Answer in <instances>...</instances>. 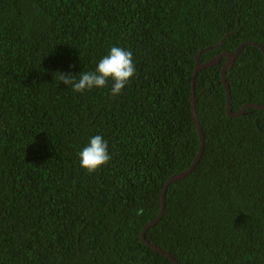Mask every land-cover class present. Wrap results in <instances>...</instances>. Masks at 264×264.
<instances>
[{
	"label": "trees",
	"instance_id": "1",
	"mask_svg": "<svg viewBox=\"0 0 264 264\" xmlns=\"http://www.w3.org/2000/svg\"><path fill=\"white\" fill-rule=\"evenodd\" d=\"M264 49V0H0V264H173L140 240L194 160L199 63ZM117 46L135 75L74 93ZM222 57L194 78L195 168L145 238L177 264H264V111L229 117ZM229 112L264 106V53L225 75ZM110 161L88 174L91 137Z\"/></svg>",
	"mask_w": 264,
	"mask_h": 264
},
{
	"label": "clouds",
	"instance_id": "2",
	"mask_svg": "<svg viewBox=\"0 0 264 264\" xmlns=\"http://www.w3.org/2000/svg\"><path fill=\"white\" fill-rule=\"evenodd\" d=\"M136 68L133 64L131 51L121 47L113 46L107 55L97 63L95 70L80 74L79 79L58 73L59 81L65 86H71L74 93H83L93 88H103L111 81V96L116 97L121 94L122 89L135 75ZM79 167L92 174L101 166L107 164L111 157L108 154V145L104 138L95 135L90 138L88 144L78 154Z\"/></svg>",
	"mask_w": 264,
	"mask_h": 264
},
{
	"label": "water",
	"instance_id": "3",
	"mask_svg": "<svg viewBox=\"0 0 264 264\" xmlns=\"http://www.w3.org/2000/svg\"><path fill=\"white\" fill-rule=\"evenodd\" d=\"M251 44L254 45V46H257L258 48H260L261 51L264 53V49L259 44L254 43V42H244V43L240 44L233 52L222 53L221 55H218V56L210 59L209 61H207L205 63H199V56H200V54L203 51H200L199 55L196 57V66H195V70H194V73H193V81H192L190 99H191V109H192V113H193V117H194V123H195V127H196V130H197V133H198V137H199L198 150H197V153H196V156H195L194 160L192 161V163L190 164V166L187 169H185L182 172H179L177 174H174V175L170 176L168 178V180L165 182V184L163 186L162 193H161V206H160V210H159L157 216L154 219L150 220L148 223H146L144 225V227L142 228V231L140 233V240H141V242L143 244H145L147 247H149L153 251H156L157 253L162 254L165 257L169 258L173 262V264H177L176 261L168 253L162 251L160 248L156 247L152 243H149L146 240L145 235H146V231L150 227H152L153 225H155L160 220V218L163 215L164 208H165V194H166L167 187L170 184H172V183H174V182H176L178 180L183 179L185 176H187L189 173H191V171L195 168V166L197 165V163H198V161H199V159H200V157L202 155L203 146H204V140H203V134H202V131H201V127H200L199 120H198V117H197V114H196V111H195V106H194V103H195V101H194V78H195V76L197 75V73L199 71H201L202 69L207 68L209 66H212L214 64H217L219 62V60L222 57H224L225 58V62L223 64L222 68H221V82H222L223 87H224V89L226 91V112H227V115L229 117L242 116V115L245 114V111L248 108H255V109L263 110L264 111V106L263 105H259V104H248V105H244L243 107H241L235 113H230L229 112V106H230L231 96H230V90H229L228 84L226 83L225 75H226L227 70L234 63L237 54L244 48V46L251 45Z\"/></svg>",
	"mask_w": 264,
	"mask_h": 264
}]
</instances>
